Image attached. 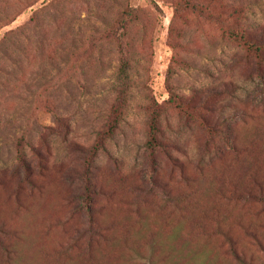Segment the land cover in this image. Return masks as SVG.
<instances>
[{
    "label": "rangeland",
    "instance_id": "rangeland-1",
    "mask_svg": "<svg viewBox=\"0 0 264 264\" xmlns=\"http://www.w3.org/2000/svg\"><path fill=\"white\" fill-rule=\"evenodd\" d=\"M172 1L0 0V264H264V0H217L233 38Z\"/></svg>",
    "mask_w": 264,
    "mask_h": 264
},
{
    "label": "trees",
    "instance_id": "trees-1",
    "mask_svg": "<svg viewBox=\"0 0 264 264\" xmlns=\"http://www.w3.org/2000/svg\"><path fill=\"white\" fill-rule=\"evenodd\" d=\"M172 2L176 12L182 14L181 17L185 15V13H192L210 19H216L218 16L220 18L221 15H224L225 19L223 20V24L225 25L226 34H228L229 38H233V5H227L224 8L218 7L217 0H173ZM153 15L155 18L156 14H154V12ZM145 17L148 18L145 8L134 6L126 2V4L115 13L109 25H107L104 29L94 32L95 34L92 35L94 47L97 50L106 45H113L119 51L123 50L124 52H133L135 49L134 31L136 23H144ZM183 31H185L184 25H173L170 29L168 39L173 38V42L178 43L175 40L183 37L182 43H178L177 47L192 50L191 44L186 39V35L183 34ZM260 31L261 34L255 33V35L247 39V41L250 42L249 48L258 55L257 62L255 64L256 71H260L264 63V27H262ZM93 53H91V55ZM133 54L134 53H131V57ZM117 77L124 85L127 80H130L131 75L128 58L121 60ZM155 131H157V128H155L154 132ZM231 149L235 153L239 152V149L237 147H233V144ZM24 163L26 164L25 161ZM252 178L255 177L253 176ZM256 185L258 186V191L261 192V196L264 199V186H262L258 180L256 181ZM197 226L201 225L198 224ZM153 264L155 263L153 262ZM171 264H178V262L173 259Z\"/></svg>",
    "mask_w": 264,
    "mask_h": 264
}]
</instances>
